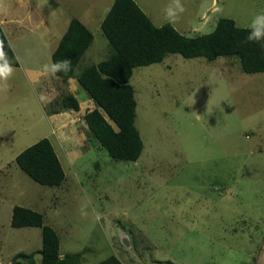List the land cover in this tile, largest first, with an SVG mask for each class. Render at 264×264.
<instances>
[{
    "label": "rangeland",
    "instance_id": "rangeland-1",
    "mask_svg": "<svg viewBox=\"0 0 264 264\" xmlns=\"http://www.w3.org/2000/svg\"><path fill=\"white\" fill-rule=\"evenodd\" d=\"M33 1L39 7L50 0ZM139 2L156 26L169 23V0ZM186 6L195 13L197 5ZM206 6L204 19L212 13ZM215 6L212 20L236 16L243 22L237 26L247 28L264 11V0H217ZM206 27L199 32H211ZM94 34L95 60H103L108 44L101 32ZM39 35L36 25L17 34L23 37L22 67L6 85L0 81L4 243L41 248L40 228L10 226L12 208L21 206L42 214L57 232L61 252L99 250L107 258L131 247L133 264H264V74L242 73L235 58L175 54L134 69L139 159L113 160L80 127L85 142L69 153L66 182L41 186L15 164L19 153L51 131L39 101L43 90L23 70L40 68Z\"/></svg>",
    "mask_w": 264,
    "mask_h": 264
},
{
    "label": "trees",
    "instance_id": "trees-1",
    "mask_svg": "<svg viewBox=\"0 0 264 264\" xmlns=\"http://www.w3.org/2000/svg\"><path fill=\"white\" fill-rule=\"evenodd\" d=\"M100 28L108 43V56L97 65L81 70L77 81L94 103V108L84 116L90 140L94 139L116 161L136 162L143 151V142L135 126L137 102L131 84L134 69L159 64L167 56L175 54L184 59L204 58L207 61L235 58L242 73L264 74V40L248 42L247 28L236 26L232 19L219 18L210 33L187 37L169 23L155 26L133 0H114ZM0 40L4 42V50L13 67H18L17 58L1 27ZM92 42L91 32L77 19H72L52 54V62L70 60L72 70L56 76L62 79L73 77ZM58 106L65 111L79 109L77 101L70 95H63ZM15 164L41 186L60 187L65 182L61 163L46 138L19 153ZM10 225L16 229H41L40 250L17 254L11 264H16L20 258L34 264L36 254L40 255L41 264H79L82 253L60 258L59 237L53 228L44 224L41 213L14 206ZM96 264L123 263L110 256Z\"/></svg>",
    "mask_w": 264,
    "mask_h": 264
},
{
    "label": "crops",
    "instance_id": "crops-1",
    "mask_svg": "<svg viewBox=\"0 0 264 264\" xmlns=\"http://www.w3.org/2000/svg\"><path fill=\"white\" fill-rule=\"evenodd\" d=\"M133 1L152 21L151 17L145 12V8L144 7L142 8L140 6L141 4H139L140 3L139 0H133ZM113 2L114 0H50L45 6L40 5L39 7L38 6L35 7V5L38 4L33 0H20L18 2H16L15 0H0V27L19 64L18 67H14V68L22 67L20 64L19 57L22 56L23 37L18 39L17 34L21 33L26 27L31 25H36V27L40 30L39 57L40 54L43 55V58L40 57L42 59L40 68L29 69V67H26L23 70L24 72L25 71L29 72L32 81L35 82L36 84L39 83L40 89L43 90L42 98L39 97V101L42 105V108L44 107L45 115L47 117V121L51 129L48 136L46 135L44 136V138L50 141L59 159V162L61 163L64 173H65L64 165L69 162V158H68L69 153L81 148V146L84 145L85 142V138L80 130V127H84L86 129V126L84 122L77 123L76 117L79 115L85 116L86 113H88L94 108L93 101L88 97L85 90H83L82 87L79 85L77 81V75L84 68L92 65H97L98 63L106 59L105 58L99 61L95 60V55L98 53L99 48L98 46H95L96 36L94 32L95 31L101 32V28H100L101 23L104 17L106 16L107 12L111 8ZM181 2L184 5L185 11L179 16V18L188 17V21L183 22L178 18L174 23H169L175 28V30H177L179 33L187 37H195L198 36L196 35L197 33L199 35H203L199 31L205 30L206 26H208L210 31L214 29L217 22L214 19L212 20V16H213L212 14L218 11L217 9L218 7L216 6L213 7V5H217V0L216 1L200 0V2L199 1L183 2L181 0ZM169 3L170 0L168 4ZM186 5H197L195 13L192 14V12H186V10H189V7ZM202 5H209L206 6V9L210 8V11L212 12L210 17L207 16L204 19L205 13H203V11L200 12ZM192 8L193 7H191V9ZM222 18L232 19L235 22L236 26L237 24L240 25L243 24L242 19L236 16L235 18H230L229 16H225ZM72 19H77L79 22H81L83 26L86 27V29L89 32H91V34L93 35L92 44L84 53L82 60L80 61V63L78 64V66L74 71L73 77L62 79L56 75L52 76V75L42 74L41 72L42 66L46 63L52 62V54L57 49L59 42L63 37V35L65 34L68 25ZM152 23L154 24L153 21ZM160 26H162V24H159V26L157 27ZM63 95H70L77 101L79 105L78 111H73V110L65 111L59 109L58 103L60 102L61 97ZM65 179H66V173H65ZM219 218L221 220L223 218V215H219ZM241 222H245V221L242 220ZM245 228L250 231L251 227H245ZM233 232L236 233L235 228H233ZM1 233L2 232L0 227V264H11L14 256L17 254H23V255L30 254L40 250V248L31 249L29 247L16 248L13 245V243H8V242L4 243V238L2 237ZM240 239L241 238L235 239V241L238 243ZM59 242H60V246H59L60 258H63L67 254H76V252H68V251L61 252L60 238H59ZM199 242H201V238ZM22 244L26 245L25 242ZM175 246L176 245H174V247ZM129 250H133V249L131 247L121 250L119 249L115 251V254L110 256L117 257L123 264H133L132 263L133 257L128 255ZM105 259L106 258L104 256H101L99 250H97L95 253L94 251L91 253L90 252L86 253V251H84L82 253L79 264H96ZM33 260H34V264H41L40 255L36 254ZM16 264H31V263L26 258H20L18 259Z\"/></svg>",
    "mask_w": 264,
    "mask_h": 264
},
{
    "label": "clouds",
    "instance_id": "clouds-1",
    "mask_svg": "<svg viewBox=\"0 0 264 264\" xmlns=\"http://www.w3.org/2000/svg\"><path fill=\"white\" fill-rule=\"evenodd\" d=\"M184 11L181 0H170V3L164 9V18L169 23H174ZM247 32L246 40L248 42L264 40V11H260L252 17L247 25ZM71 70V61L67 59L46 63L41 68L42 74L52 76L60 72L67 73ZM14 71L13 63L4 50V42L0 40V81L6 85Z\"/></svg>",
    "mask_w": 264,
    "mask_h": 264
},
{
    "label": "built area",
    "instance_id": "built-area-1",
    "mask_svg": "<svg viewBox=\"0 0 264 264\" xmlns=\"http://www.w3.org/2000/svg\"><path fill=\"white\" fill-rule=\"evenodd\" d=\"M76 122L77 123H83L84 122V116L83 115H79L76 117Z\"/></svg>",
    "mask_w": 264,
    "mask_h": 264
},
{
    "label": "water",
    "instance_id": "water-1",
    "mask_svg": "<svg viewBox=\"0 0 264 264\" xmlns=\"http://www.w3.org/2000/svg\"><path fill=\"white\" fill-rule=\"evenodd\" d=\"M128 246V245H127Z\"/></svg>",
    "mask_w": 264,
    "mask_h": 264
}]
</instances>
